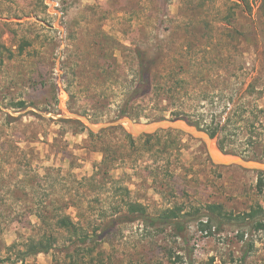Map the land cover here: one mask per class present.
Masks as SVG:
<instances>
[{"label": "rangeland", "instance_id": "rangeland-1", "mask_svg": "<svg viewBox=\"0 0 264 264\" xmlns=\"http://www.w3.org/2000/svg\"><path fill=\"white\" fill-rule=\"evenodd\" d=\"M138 49L156 63L151 90L135 96ZM164 117L264 161V0H0V264H21L16 250L44 230L67 244L38 211L98 232L113 223L91 255L79 248V264H264V227L193 221L181 238L115 222L134 202L152 214L264 208V172L214 165L202 140L138 135L126 121ZM25 264L69 260L61 249Z\"/></svg>", "mask_w": 264, "mask_h": 264}, {"label": "trees", "instance_id": "trees-1", "mask_svg": "<svg viewBox=\"0 0 264 264\" xmlns=\"http://www.w3.org/2000/svg\"><path fill=\"white\" fill-rule=\"evenodd\" d=\"M238 1L244 2L245 0ZM137 55L139 60V82L133 90V95L135 96L146 94L151 90L152 71L156 63L155 59L150 58L145 50L138 49ZM190 124L201 128V125L197 122L190 121ZM210 135L213 137L214 132H211ZM261 173L263 172L260 171ZM261 181L260 179L259 184ZM205 209L206 211L195 208L190 212H185L182 206H174L152 214L146 210L143 204L134 202L129 204V212L120 214L118 218H115V222L123 223L140 220L151 228L170 227L174 235L181 238L185 237L188 225L193 221H198L199 224L204 226H215L217 231L222 230V226L227 223H236L239 226L246 225L258 230L264 227V208L261 206L237 214L226 210L221 203L207 204ZM261 213H263L262 216ZM36 215L40 220V227H52L55 231H62L63 235H68L67 240H65L67 244L59 248L60 232L44 230L36 236H29L23 242V246L16 250L14 263L25 264L26 260L31 256L62 249L66 253L69 264H79V248H88L91 255L95 251V245L98 242H105V237L110 233L108 230L113 224L112 222H107L103 231L98 232L97 228L90 230L82 225L81 221L74 220L65 211L55 212L54 214L49 211H38ZM240 239L243 241L244 247H248L244 254L245 257L249 248L253 247V242H249L248 238L245 239V233L240 235ZM176 257L180 258V255L176 254Z\"/></svg>", "mask_w": 264, "mask_h": 264}, {"label": "water", "instance_id": "water-1", "mask_svg": "<svg viewBox=\"0 0 264 264\" xmlns=\"http://www.w3.org/2000/svg\"><path fill=\"white\" fill-rule=\"evenodd\" d=\"M126 121L130 124L131 132L138 135L152 132L159 128H173L200 139L205 144L208 156L214 165H239L244 169L264 172V161L248 159L239 155H232L222 151L217 146H213L212 137L207 132L181 119L164 117L142 125H138L134 120L129 118L126 119ZM105 126H108V124H103V127ZM92 127L97 129L95 126Z\"/></svg>", "mask_w": 264, "mask_h": 264}]
</instances>
